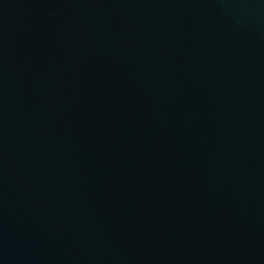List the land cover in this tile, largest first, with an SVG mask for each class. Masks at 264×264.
I'll use <instances>...</instances> for the list:
<instances>
[{
  "label": "water",
  "instance_id": "obj_1",
  "mask_svg": "<svg viewBox=\"0 0 264 264\" xmlns=\"http://www.w3.org/2000/svg\"><path fill=\"white\" fill-rule=\"evenodd\" d=\"M0 264H264V0H0Z\"/></svg>",
  "mask_w": 264,
  "mask_h": 264
}]
</instances>
